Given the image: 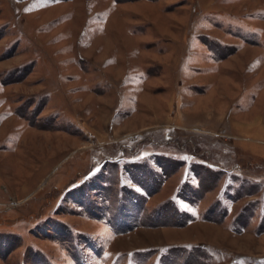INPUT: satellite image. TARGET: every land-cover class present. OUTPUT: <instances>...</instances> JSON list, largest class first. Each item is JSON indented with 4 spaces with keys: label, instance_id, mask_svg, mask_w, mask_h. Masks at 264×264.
Masks as SVG:
<instances>
[{
    "label": "rangeland",
    "instance_id": "obj_1",
    "mask_svg": "<svg viewBox=\"0 0 264 264\" xmlns=\"http://www.w3.org/2000/svg\"><path fill=\"white\" fill-rule=\"evenodd\" d=\"M0 264H264V0H0Z\"/></svg>",
    "mask_w": 264,
    "mask_h": 264
}]
</instances>
